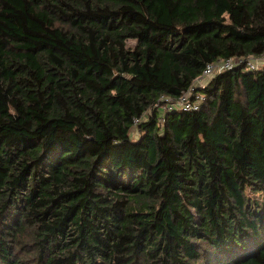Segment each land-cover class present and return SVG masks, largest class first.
Listing matches in <instances>:
<instances>
[{
    "label": "trees",
    "instance_id": "1",
    "mask_svg": "<svg viewBox=\"0 0 264 264\" xmlns=\"http://www.w3.org/2000/svg\"><path fill=\"white\" fill-rule=\"evenodd\" d=\"M262 55L264 0H0V264H264V66L155 108Z\"/></svg>",
    "mask_w": 264,
    "mask_h": 264
},
{
    "label": "built area",
    "instance_id": "2",
    "mask_svg": "<svg viewBox=\"0 0 264 264\" xmlns=\"http://www.w3.org/2000/svg\"><path fill=\"white\" fill-rule=\"evenodd\" d=\"M246 63L248 69L251 71H257L264 66V55L257 58H232L228 60H222L214 63H209L203 70L202 75L195 81L192 87L185 92L178 100H172L170 98L163 97L162 104L158 103L155 108L160 110L162 120L167 113L181 111V112H196L201 110L203 105L207 102V97L201 92H197L198 88H203L207 85L209 80L217 72L223 70H231L237 65ZM148 114V113H147ZM147 114L144 116L146 117ZM144 117V118H145ZM135 124H139V120H135Z\"/></svg>",
    "mask_w": 264,
    "mask_h": 264
},
{
    "label": "rangeland",
    "instance_id": "3",
    "mask_svg": "<svg viewBox=\"0 0 264 264\" xmlns=\"http://www.w3.org/2000/svg\"><path fill=\"white\" fill-rule=\"evenodd\" d=\"M128 45H129L130 47H133V46L135 45V42H134V41H130ZM209 80H210V79H209ZM209 80H207V83H208Z\"/></svg>",
    "mask_w": 264,
    "mask_h": 264
}]
</instances>
